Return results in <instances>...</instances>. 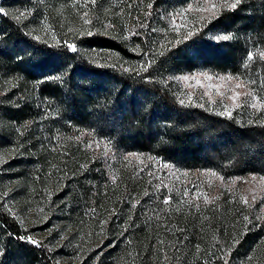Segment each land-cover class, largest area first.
Returning <instances> with one entry per match:
<instances>
[{
  "label": "trees",
  "instance_id": "obj_1",
  "mask_svg": "<svg viewBox=\"0 0 264 264\" xmlns=\"http://www.w3.org/2000/svg\"><path fill=\"white\" fill-rule=\"evenodd\" d=\"M191 1L133 0L132 4L142 6L139 25H158L161 14ZM208 18L178 44L159 46L147 35L146 40L134 37L136 50L149 56L141 60V66L126 67L112 56L102 57L109 52L134 61L118 40L98 34L75 39L72 42L78 49L74 53L64 43L36 39L20 22L0 12V71L15 84L11 92L0 93V116L25 134L40 133L48 143L79 148L103 141L109 149L106 155L98 147V153L84 149L82 168L90 184L108 180L111 152L157 158L186 172L264 177V108L240 106L231 117L217 114L181 103L170 80L173 74L201 67L240 75L248 83L255 81L251 87L264 104V0H241L235 9L222 6ZM207 33L230 34L232 39L208 41ZM130 175L124 176L123 195L139 201L135 208L128 204L132 241L139 238L147 216L161 206L163 196L147 185L142 188L139 179ZM107 229L109 234L115 230L112 225ZM24 236L21 223L0 206V264H62L48 244L37 247ZM120 238L114 236L103 245L110 247L95 264H106L109 259L113 263L108 264L118 263L124 251V246L117 249L122 247ZM250 241L246 233L234 252L245 250Z\"/></svg>",
  "mask_w": 264,
  "mask_h": 264
},
{
  "label": "rangeland",
  "instance_id": "obj_2",
  "mask_svg": "<svg viewBox=\"0 0 264 264\" xmlns=\"http://www.w3.org/2000/svg\"><path fill=\"white\" fill-rule=\"evenodd\" d=\"M16 1L17 4H11L10 0H0V8L4 10L1 13L20 22L36 39L73 43L75 39L87 37L79 33L88 28L93 34L111 37L126 46L134 61L116 53L103 52L102 56H112L126 67L141 66V60L149 56L147 52L136 50L138 40L134 37L146 40L147 35L152 44L159 46L185 40L187 31L198 29L202 21L212 16L211 12L196 11L197 4L205 8L216 4L220 8L225 3L224 0H193L181 4L177 10L161 14L158 25H139L137 20L141 19L142 6L133 5V0H95L94 4L91 0ZM189 5L192 10L186 11ZM84 19H90L91 23L85 25ZM106 25L111 27L106 28ZM134 32L138 34L132 35ZM210 35L215 36V33H207V40H214L209 39ZM201 73L213 77L229 75L202 67L171 75L179 101L188 104L191 98L190 104L217 114L226 108L231 112L237 108L227 99L233 92L241 93L240 102L248 99L261 104V98L248 81L242 79L244 86L239 89L235 87V80L225 82L232 91L222 87L220 91L225 93L222 98L216 95L215 87H208L220 81H206L199 76ZM182 76H198L201 85L192 79H176ZM14 87V81L0 71V93L7 94ZM206 91L210 96L204 95ZM241 106L251 109L247 104ZM23 132L0 116V206L21 223L26 240L31 236L39 245L48 244L60 263L95 264L110 247L103 245L114 236H120L118 242L122 247L117 249L123 250L124 246V251H120L118 258L121 260L116 264H224V258L228 264H264V183L261 182L264 177L221 180L218 175L177 169L157 158L110 151L108 180L90 184L82 168L84 151H96L98 147L99 152L106 155L109 149L103 141L76 148L74 144L44 142L40 133ZM127 174L137 177L142 188L146 185L153 188L163 200L171 197L170 204L162 201L155 213L152 209L139 238L132 240L135 244L129 239L127 223L131 206L128 204L135 208L139 201L123 195ZM194 193L199 199L193 198ZM107 225L115 229L110 234ZM246 233L251 237L249 246L235 253ZM225 253L230 254L225 257ZM249 256L253 257L250 261ZM108 263H113L112 259Z\"/></svg>",
  "mask_w": 264,
  "mask_h": 264
},
{
  "label": "snow or ice",
  "instance_id": "obj_3",
  "mask_svg": "<svg viewBox=\"0 0 264 264\" xmlns=\"http://www.w3.org/2000/svg\"><path fill=\"white\" fill-rule=\"evenodd\" d=\"M91 2L94 4L95 3V0H91ZM240 2H241V0H234V2H228V0H226L225 4L223 6L224 7L231 8V9H235L240 4ZM218 8H219V6L216 5V4H212V5H210L207 8L202 7L201 5L197 4L196 7H195V10L196 11H200V12H205V11L211 12L212 13V17H209L208 18L209 21H210L211 18H213L215 15L218 14ZM191 10H192V5H189V7H188V9H186V11H191ZM3 11L4 10L2 8H0V12H3ZM180 15L182 16L183 13H181ZM84 16L85 17L87 16V12L84 13ZM200 19L203 20L204 17H201ZM90 23H91L90 19H84V24L85 25H88ZM186 23H187L186 21L183 22V24L185 26H186ZM105 27L106 28L107 27H111V25H106ZM197 30L198 29H192L190 31H187V34L183 38L184 39H188L193 34V32L194 31H197ZM154 31H155V29H154ZM176 31L179 33V29L178 28L176 29ZM137 34L138 33H135V32L132 33V35H137ZM79 35H88V36H91V35H93V31L91 29L85 28L83 30V32H80L79 33ZM209 39H214V40H217V41H219V40H225L226 41V40L232 39V36L230 34H217L215 36H211L210 35L209 36ZM175 42L178 44L181 41L180 40H176ZM65 46L67 47V49L69 51L74 52V53L77 52L78 46L75 43H70L68 41H65ZM248 60L249 61L252 60V55L251 54H249ZM150 63L151 62L149 61L148 65H145L144 66L145 67V70H146L147 66H150ZM244 67L247 68L248 67V64L245 63ZM128 70L129 69H125V71H128ZM199 76H203L206 81H212L213 79H216V80L220 81V83H218L216 85L209 84L208 87L209 88L215 87L216 88V95H219L222 98L225 96V93L220 91V89L222 87L223 88H226L227 91H232V89L227 88V85H226L225 82H229L230 83V82H232V81L235 80L236 81L235 87L237 89H239L242 86H244V81L241 79L240 75L233 76V75L229 74V75H226V76L213 77L212 75H209L207 73H201V74H199ZM55 78L56 79H59V76H57ZM176 79L184 80V81H187L189 79H192V80H195V82H196L197 85H201V80L198 78V76H192V77L182 76V77H177ZM250 83H255V81L254 80L253 81H250ZM261 86L264 87V84H262ZM204 95H209L210 96V93L206 91L204 93ZM240 95H241V93H239V92H233L232 95L227 96V99H230V100L233 101L234 107H239V106H241V104H247V105H249L252 108H258V107L259 108H264V104H259L258 105L257 103H252L251 100H248V99L240 102ZM245 95H249V94L248 93H245ZM253 99H254V97H253ZM210 102L213 103V104L215 103L214 100H211ZM181 103H184V101L181 100ZM189 103H191V98L189 99ZM201 106H203V105H201ZM220 114L221 115H227V116L231 117L232 112H231V110H229V109L226 108ZM133 155H135V154H133ZM136 158L139 159V157H136ZM185 175H187V173H185ZM210 175L215 177V176H217V173L215 171H213V172L210 173ZM219 178L221 180H223V177H219ZM253 179H255V178H253ZM261 182L264 183V178H261ZM194 187H196V186H194ZM187 195H188V192L185 191V196H187ZM193 198L194 199H199V196L194 193L193 194ZM253 199H255V197H253ZM206 202H207V200H206ZM163 203L166 204V205L167 204H170L171 203V197L170 196L165 197L164 200H163ZM244 203L247 204V199L246 198L244 199ZM197 207H199V206L197 205ZM244 219H245V221H248V217L247 216H245ZM21 239H24V237H21ZM27 242L28 243H32V244L36 245L37 247L39 246V243L37 241H34L31 238V236L27 237ZM229 254L230 253H225V257L227 255H229ZM165 258H167V257H165ZM222 258H224V257H222ZM247 259L250 261V260L253 259V257L252 256H249V257H247ZM224 264H228V260L226 258H224Z\"/></svg>",
  "mask_w": 264,
  "mask_h": 264
}]
</instances>
